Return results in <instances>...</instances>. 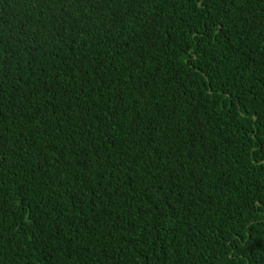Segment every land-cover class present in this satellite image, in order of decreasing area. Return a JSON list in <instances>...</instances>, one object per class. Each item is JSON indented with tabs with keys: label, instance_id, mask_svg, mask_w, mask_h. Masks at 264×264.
<instances>
[{
	"label": "trees",
	"instance_id": "1",
	"mask_svg": "<svg viewBox=\"0 0 264 264\" xmlns=\"http://www.w3.org/2000/svg\"><path fill=\"white\" fill-rule=\"evenodd\" d=\"M0 264H264V0H0Z\"/></svg>",
	"mask_w": 264,
	"mask_h": 264
}]
</instances>
